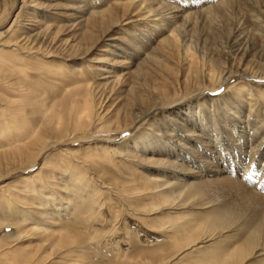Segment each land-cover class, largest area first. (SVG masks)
I'll return each instance as SVG.
<instances>
[{
	"label": "bare ground",
	"instance_id": "1",
	"mask_svg": "<svg viewBox=\"0 0 264 264\" xmlns=\"http://www.w3.org/2000/svg\"><path fill=\"white\" fill-rule=\"evenodd\" d=\"M28 5L0 0V264H264V195L218 157L264 180V0Z\"/></svg>",
	"mask_w": 264,
	"mask_h": 264
},
{
	"label": "rangeland",
	"instance_id": "2",
	"mask_svg": "<svg viewBox=\"0 0 264 264\" xmlns=\"http://www.w3.org/2000/svg\"><path fill=\"white\" fill-rule=\"evenodd\" d=\"M35 1V0H25V3L26 4H29L28 6H31V4H33V2ZM193 2H195V1H193ZM15 4H16V6H15V8L17 7H19L20 5H21V0H15ZM37 9L36 7H33V9ZM14 10V9H13ZM12 14H10L7 18H0V33L2 34V37H3V39H9V35H10V32L7 30V28H8V26L10 25V23H11V20H12V18L14 17V15H15V13H16V11L14 12V11H12L11 12ZM14 13V14H13ZM156 34H157V32L155 33H153L152 35H151V40L154 42V41H156V38H157V36H156ZM154 39V40H153ZM98 48H101L100 47V44H99V46H98ZM102 49V48H101ZM102 52H100V51H93V53H92V56H98V55H100ZM46 59V58H45ZM63 71H66V70H63ZM220 92H222L223 90L222 89H218ZM222 121V118L221 117H219L218 118V120H217V123L216 124H213L214 125V127H216V128H218L219 129V127L220 126H222L221 125V121ZM220 121V122H219ZM230 121V120H229ZM220 123V124H219ZM219 124V125H218ZM212 125V124H211ZM212 125V126H213ZM231 125H232V123H231ZM210 127V126H209ZM225 127V126H224ZM222 128V129H220V130H222V132H224L223 130H226L227 129V127H225V128ZM264 129V127H262L261 128V130H263ZM228 130V129H227ZM205 135V134H204ZM231 135V134H230ZM221 136H222V138L223 139H225L224 137H223V133L221 134ZM224 136H227L226 134H224ZM228 144V143H227ZM226 148V149H225ZM225 148L221 151V154H218L219 156L218 157H221V159L224 161V163H225V165H227L228 163H230L231 162V165H230V167H231V169L233 170V169H235V170H233L234 172H232V173H229V175L230 176H232V177H235L236 179H240V181L241 182H243L244 184H246V186H248L249 188H253V190H255V192H258V193H261L262 195H264V180H261V181H263V183L260 181L259 183H256L255 185L253 184V182H254V179L256 178L255 176H258L259 174H260V172L258 171L259 170V166H255L254 167V169L252 168L253 166H251V165H249L248 166V168H246V169H244V167L242 168V165L244 166V163H245V160L246 159H248V157L249 156H247V154H242V157H243V160H242V158H241V156H240V154H238V156H236L237 155V153H236V151L234 150V149H231L229 146H227V145H225ZM230 149V150H229ZM228 152H227V151ZM226 151V152H225ZM232 152V153H231ZM234 152V153H233ZM225 155H224V154ZM247 153V152H246ZM227 154V155H226ZM231 154V155H230ZM235 154V155H234ZM226 157V158H225ZM231 157V158H230ZM236 157V158H235ZM246 157V158H245ZM228 158V159H227ZM240 158V159H239ZM244 158H245V160H244ZM243 161V162H240V161ZM217 162L219 163L218 165L221 167L222 166V161L220 160V158L219 159H217ZM241 163V164H240ZM239 164V165H238ZM238 165V166H237ZM241 165V166H240ZM229 167V168H230ZM228 168V169H229ZM251 168V169H250ZM258 169V170H257ZM252 170V171H251ZM224 172V171H223ZM247 172V173H246ZM253 172V174H251V176L250 177H248L249 175L248 174H250V173H252ZM247 175H246V174ZM256 174V175H255ZM246 175V176H245ZM255 175V176H254ZM254 176V177H253ZM248 177V178H247ZM246 179V180H245ZM248 179V180H247ZM251 180V181H250ZM257 184H259V185H263V186H256ZM256 187H258V189L256 188ZM103 199H104V191H103ZM103 215H104V208H103ZM125 218H124V220H122V221H119L120 223H123L125 226H127L130 230H131V232L133 233V231H134V233H135V230H136V228H137V226H135L134 224H133V222H132V219L131 218H129L128 216H125V215H123ZM95 224H99V226L101 227V223L99 222V221H97V223H95ZM120 231V230H119ZM4 232H6V230H4V229H2V230H0V234H2V233H4ZM121 232V231H120ZM139 238H143V237H141V236H139ZM152 238V237H151ZM153 239H155L156 241H155V243L156 244H159V245H162L163 244V242L165 241V239H161L160 240V238H158V237H154ZM153 239H151V242L153 241ZM122 240H120L119 242H121ZM25 243V242H24ZM27 243V242H26ZM121 243H123V244H121V247L122 248H124V247H126V244L122 241ZM119 244L120 243H118L117 245H118V248L120 249H118V252L120 253V254H122V252H121V248H120V246H119ZM149 244H151V243H149ZM107 247V248H106ZM116 248H117V246H115ZM109 248V249H108ZM113 247L112 246H101L100 248H97V251H95L96 252V254H99V253H101V252H104L105 254H107L108 253V255L107 256H105L104 258H103V263H95V264H107V262H109V261H113V260H116V259H118V258H116V255L114 256L113 254H114V252H115V250L117 251V249H112ZM130 250L131 249H127L126 250V253H130ZM96 256V255H95ZM119 257V256H118ZM98 259V258H97ZM97 261V260H96Z\"/></svg>",
	"mask_w": 264,
	"mask_h": 264
}]
</instances>
